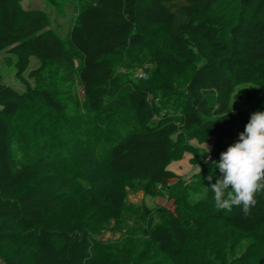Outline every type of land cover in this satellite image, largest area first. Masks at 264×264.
Wrapping results in <instances>:
<instances>
[{
    "label": "trees",
    "instance_id": "trees-1",
    "mask_svg": "<svg viewBox=\"0 0 264 264\" xmlns=\"http://www.w3.org/2000/svg\"><path fill=\"white\" fill-rule=\"evenodd\" d=\"M154 24L163 26L173 46V52L166 54L158 45L159 60L176 71L193 67L194 71L184 88L173 92L184 99L180 124L164 115L111 145L112 172L149 176L147 191L167 177L159 166L170 160L172 143L179 134L195 127L208 136L224 135L236 142L251 113L264 111V87L236 88L264 63V0H246L244 6L236 0H92L69 34L72 48L80 55L79 83L92 109L104 108L107 97L125 91L114 103L124 106L127 100L140 119L149 111L147 91L133 82L123 83L106 59L144 45ZM2 52L7 54L4 63L14 65L28 92L23 72L33 56L56 63L71 82L75 80L72 58L65 54L63 41L50 28L46 13L24 9L21 0H0ZM46 98L50 105H57L48 94ZM24 99L0 75L2 264H122L99 250L94 234L103 216L96 198L55 191L51 175L43 169L45 159H22L29 143L13 120L24 107ZM14 132L22 135L21 141H16L19 136L14 138ZM212 197L207 188L203 212L211 218L240 232L264 225V195L257 196L247 215L238 207L230 213L216 211ZM144 232L164 248L173 242L184 247L191 235L176 210L168 212L162 223H149Z\"/></svg>",
    "mask_w": 264,
    "mask_h": 264
},
{
    "label": "rangeland",
    "instance_id": "rangeland-1",
    "mask_svg": "<svg viewBox=\"0 0 264 264\" xmlns=\"http://www.w3.org/2000/svg\"><path fill=\"white\" fill-rule=\"evenodd\" d=\"M91 1L21 0L24 9L46 13L50 28L63 41L65 54L72 58L75 74L71 82L68 73L56 63L33 56L23 72L30 87L28 92L14 65L4 63L7 54L0 53L3 82L25 97L24 107L13 120L14 127L26 133L29 143L22 159H45L43 169L51 175L55 191L96 198L103 216L94 234L99 250L122 264H264V225L240 232L203 212L206 177L218 174L212 162L218 161L220 153L235 140L224 135L211 137L195 127L182 132L172 143L170 160L159 166L167 177L150 191L145 188L149 176L112 172L111 145L115 141L164 115L172 116L180 124L184 99L173 92L184 88L194 67L176 71L159 60L158 45L166 54L173 52V46L163 26L154 24L144 45L123 49L106 59L123 83L133 82L139 90L147 91L149 111L140 119L127 100L124 99V106L114 103L115 98L126 95L125 91L107 97L104 108L92 109L78 79L80 55L69 41L70 30ZM236 1L244 6L246 0ZM247 86L264 87V63L246 75L236 88ZM46 94L56 106L49 104ZM14 138L21 141L22 135L14 132ZM11 144L15 154L16 144ZM174 210L190 227L191 235L184 247L173 242L164 248L153 243L144 230L149 223H162L167 213Z\"/></svg>",
    "mask_w": 264,
    "mask_h": 264
},
{
    "label": "clouds",
    "instance_id": "clouds-1",
    "mask_svg": "<svg viewBox=\"0 0 264 264\" xmlns=\"http://www.w3.org/2000/svg\"><path fill=\"white\" fill-rule=\"evenodd\" d=\"M212 164L219 175H208L206 180L213 194L214 209L230 213L238 207L245 215L249 214L257 196L264 195V111L251 113L237 141Z\"/></svg>",
    "mask_w": 264,
    "mask_h": 264
}]
</instances>
